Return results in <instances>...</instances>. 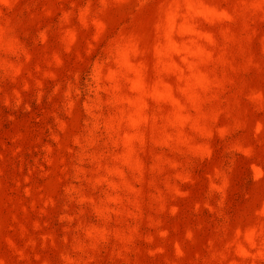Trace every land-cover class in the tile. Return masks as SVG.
<instances>
[{
	"label": "rangeland",
	"instance_id": "374dc122",
	"mask_svg": "<svg viewBox=\"0 0 264 264\" xmlns=\"http://www.w3.org/2000/svg\"><path fill=\"white\" fill-rule=\"evenodd\" d=\"M0 264H264V0H0Z\"/></svg>",
	"mask_w": 264,
	"mask_h": 264
}]
</instances>
